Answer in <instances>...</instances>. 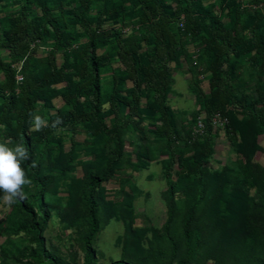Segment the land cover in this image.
Masks as SVG:
<instances>
[{
	"label": "trees",
	"instance_id": "trees-1",
	"mask_svg": "<svg viewBox=\"0 0 264 264\" xmlns=\"http://www.w3.org/2000/svg\"><path fill=\"white\" fill-rule=\"evenodd\" d=\"M183 70L190 112L169 102ZM29 113L48 126L30 132ZM221 128L237 159L212 168ZM8 138L29 151L31 185L0 219V236L27 240L4 257L77 264L46 245L55 218L76 233L83 264H101L94 244L111 220L123 232L110 264H264V0H0ZM156 160L165 220L137 226L142 190L127 173Z\"/></svg>",
	"mask_w": 264,
	"mask_h": 264
},
{
	"label": "rangeland",
	"instance_id": "rangeland-1",
	"mask_svg": "<svg viewBox=\"0 0 264 264\" xmlns=\"http://www.w3.org/2000/svg\"><path fill=\"white\" fill-rule=\"evenodd\" d=\"M190 48H192L189 45ZM173 93L169 96L170 104L175 110L190 112L198 106L195 99L188 91V81L190 73L183 70L175 72L174 74ZM204 89H207V81L202 82ZM56 106L62 105L61 100H56ZM203 117V114L201 115ZM200 126L201 123H198ZM216 126H222L221 122L217 119ZM135 138V137H134ZM78 140H83V135L77 136ZM263 149L255 156V161L264 164V140L262 141ZM128 150L131 149L129 144L126 145ZM214 155L210 161L212 168H218L224 164H232L237 159V154L229 146V142L225 136L224 129L221 128L214 137ZM162 156L159 157V159ZM135 158L133 157V160ZM131 180L139 186L142 190L134 201L135 212L138 217L135 219V225L151 224L160 227L165 220V205L162 199V192L166 189V184L160 175V165L158 161L151 163L148 169H135L128 170ZM75 175L79 178L82 177L81 167H77ZM106 199H114L115 191L118 189V182L116 179L110 180L105 183ZM9 205L3 203L0 199V219L8 211ZM123 227L120 221L111 220L103 229L98 233L95 241V248L97 250L98 261L101 264H110L112 259L120 257V246L117 244V238L122 234ZM46 245L54 247L66 259H70V255L75 254V261L77 264H83L82 251L76 241V233L72 228L63 229L61 224L55 219L48 222L47 228L44 231ZM13 240L17 245L22 246L27 243L24 235L14 236L7 238L0 236V248L7 246L9 241ZM25 258L22 261H16L9 257H4L0 253V264H25Z\"/></svg>",
	"mask_w": 264,
	"mask_h": 264
},
{
	"label": "clouds",
	"instance_id": "clouds-1",
	"mask_svg": "<svg viewBox=\"0 0 264 264\" xmlns=\"http://www.w3.org/2000/svg\"><path fill=\"white\" fill-rule=\"evenodd\" d=\"M29 116L31 118L29 127L30 132H39L43 127L48 126L45 119L40 115L29 113ZM60 123H62V121L57 117V119L53 121L52 126L55 127ZM29 159V151L22 144H14L11 138L0 141V194H2L0 199L3 200L4 204L10 206L17 200L26 199L24 189L26 186L31 185V180L23 164ZM33 166H35L34 163Z\"/></svg>",
	"mask_w": 264,
	"mask_h": 264
},
{
	"label": "built area",
	"instance_id": "built-area-1",
	"mask_svg": "<svg viewBox=\"0 0 264 264\" xmlns=\"http://www.w3.org/2000/svg\"><path fill=\"white\" fill-rule=\"evenodd\" d=\"M17 79L19 80V79H21V77L20 76H17Z\"/></svg>",
	"mask_w": 264,
	"mask_h": 264
}]
</instances>
